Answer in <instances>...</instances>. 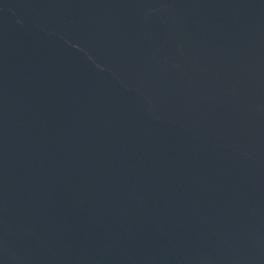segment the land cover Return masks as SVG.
I'll return each instance as SVG.
<instances>
[{
	"label": "water",
	"instance_id": "obj_1",
	"mask_svg": "<svg viewBox=\"0 0 264 264\" xmlns=\"http://www.w3.org/2000/svg\"><path fill=\"white\" fill-rule=\"evenodd\" d=\"M0 264H264V0H0Z\"/></svg>",
	"mask_w": 264,
	"mask_h": 264
}]
</instances>
